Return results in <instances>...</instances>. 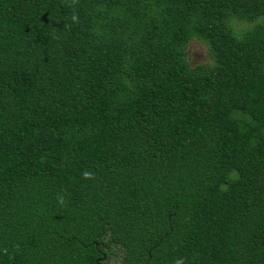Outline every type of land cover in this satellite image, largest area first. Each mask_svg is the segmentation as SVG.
<instances>
[{"label":"trees","instance_id":"trees-1","mask_svg":"<svg viewBox=\"0 0 264 264\" xmlns=\"http://www.w3.org/2000/svg\"><path fill=\"white\" fill-rule=\"evenodd\" d=\"M177 259L264 264V0H0V264Z\"/></svg>","mask_w":264,"mask_h":264},{"label":"rangeland","instance_id":"rangeland-1","mask_svg":"<svg viewBox=\"0 0 264 264\" xmlns=\"http://www.w3.org/2000/svg\"><path fill=\"white\" fill-rule=\"evenodd\" d=\"M245 26L248 25L244 24L238 29L242 30ZM187 59L191 67L209 64L210 59L207 46L201 41H191L187 48Z\"/></svg>","mask_w":264,"mask_h":264},{"label":"clouds","instance_id":"clouds-1","mask_svg":"<svg viewBox=\"0 0 264 264\" xmlns=\"http://www.w3.org/2000/svg\"><path fill=\"white\" fill-rule=\"evenodd\" d=\"M73 19H75V17H73ZM83 175L85 178H92V174L89 172H85ZM61 202H63V201H61ZM175 264H184V261H183V259H177L175 261Z\"/></svg>","mask_w":264,"mask_h":264}]
</instances>
